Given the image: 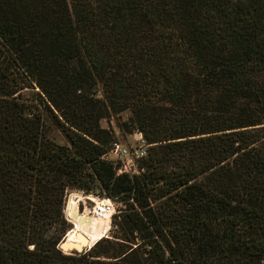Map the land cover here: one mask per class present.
<instances>
[{
	"label": "trees",
	"instance_id": "16d2710c",
	"mask_svg": "<svg viewBox=\"0 0 264 264\" xmlns=\"http://www.w3.org/2000/svg\"><path fill=\"white\" fill-rule=\"evenodd\" d=\"M72 190L122 206L66 253ZM0 264H264V0H0Z\"/></svg>",
	"mask_w": 264,
	"mask_h": 264
},
{
	"label": "built area",
	"instance_id": "2783aa9c",
	"mask_svg": "<svg viewBox=\"0 0 264 264\" xmlns=\"http://www.w3.org/2000/svg\"><path fill=\"white\" fill-rule=\"evenodd\" d=\"M117 139L113 142L110 149L103 155V158L110 161L119 174L128 173L135 174L139 172L138 161L139 159L145 157L148 154V147L150 144L145 139L141 131H136L133 134L134 140L131 144H125L119 139L120 131L115 130ZM98 202H94L90 197L88 200L93 202V210L97 207L98 213L102 217L109 215L110 223L112 221V216L116 211V202L109 197L97 196ZM81 203L83 205H81ZM80 203L81 210H85L88 207V201L85 199ZM70 220V217H67Z\"/></svg>",
	"mask_w": 264,
	"mask_h": 264
},
{
	"label": "rangeland",
	"instance_id": "374dc122",
	"mask_svg": "<svg viewBox=\"0 0 264 264\" xmlns=\"http://www.w3.org/2000/svg\"><path fill=\"white\" fill-rule=\"evenodd\" d=\"M33 90H39V88L38 87L35 88V89H33V88H25L23 90V93H24V95H28V94L30 95V93ZM129 116H130L129 111L113 113L110 116L102 119L101 124H102L103 127L111 129L113 131H114V129L120 131L119 139L125 144H131L133 142V140H134L133 134L137 130L135 129L134 125H132L131 122H129ZM46 126H47L48 134H49L50 137L54 138L56 141H58L59 143H62V144H68L69 143V140H68L65 132L63 131L62 127L55 120L48 119L47 123H46ZM72 194H77L79 196H81V195L85 196L86 197L85 199H87V201H88L87 204H88V209L90 211H93L92 207H93L94 204H93L92 201L88 200L89 197L92 199V198H96L97 196H99V195H97L95 193H89V192H86L84 190H72L67 195L66 200H65L64 214H65L66 219H67V217H69L67 212H66L67 202L69 200V197ZM81 205H83V204L81 203ZM115 206H116L115 207L116 211L114 212V214L112 216V221L110 223V227H109L108 231L106 232L105 237H112L117 232V227L113 226V218H114V216L116 215V213L118 212L119 208L122 205L120 203L116 202ZM68 221L71 223V228H72L74 226L73 222H71V220H68ZM66 235H67V232L65 233L63 239H65ZM84 250H89V248H85ZM63 251L66 252V253H73L75 251V249L74 250L63 249Z\"/></svg>",
	"mask_w": 264,
	"mask_h": 264
},
{
	"label": "bare ground",
	"instance_id": "6f19581e",
	"mask_svg": "<svg viewBox=\"0 0 264 264\" xmlns=\"http://www.w3.org/2000/svg\"><path fill=\"white\" fill-rule=\"evenodd\" d=\"M85 198L82 195L72 194L67 202L66 212L74 225L65 237L69 244L84 245L81 239L83 235L88 244L94 245L106 235L110 227L109 215L100 216L97 207L93 211H90L88 207L81 210L80 203ZM92 199L99 203L98 199Z\"/></svg>",
	"mask_w": 264,
	"mask_h": 264
},
{
	"label": "water",
	"instance_id": "95a60500",
	"mask_svg": "<svg viewBox=\"0 0 264 264\" xmlns=\"http://www.w3.org/2000/svg\"><path fill=\"white\" fill-rule=\"evenodd\" d=\"M72 222V221H71ZM81 239H82V242L84 243V245H76V244H69L68 242H67V240L66 239H63L61 242H60V244H59V247L63 250V249H67V250H69V249H71V250H77V251H83L85 248H91L93 245H90V244H88L87 243V241H86V239H85V237L83 236V235H81Z\"/></svg>",
	"mask_w": 264,
	"mask_h": 264
}]
</instances>
